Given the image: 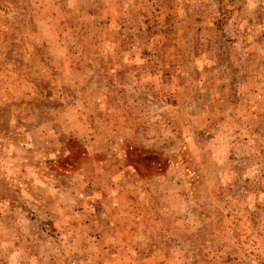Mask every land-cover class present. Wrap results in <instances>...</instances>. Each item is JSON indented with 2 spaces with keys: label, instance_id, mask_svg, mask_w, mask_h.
<instances>
[{
  "label": "rangeland",
  "instance_id": "1",
  "mask_svg": "<svg viewBox=\"0 0 264 264\" xmlns=\"http://www.w3.org/2000/svg\"><path fill=\"white\" fill-rule=\"evenodd\" d=\"M0 264H264V0H0Z\"/></svg>",
  "mask_w": 264,
  "mask_h": 264
}]
</instances>
